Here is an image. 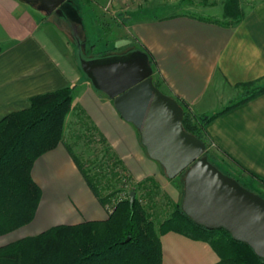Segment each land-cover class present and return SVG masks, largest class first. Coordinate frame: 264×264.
Returning a JSON list of instances; mask_svg holds the SVG:
<instances>
[{
    "label": "crops",
    "instance_id": "obj_1",
    "mask_svg": "<svg viewBox=\"0 0 264 264\" xmlns=\"http://www.w3.org/2000/svg\"><path fill=\"white\" fill-rule=\"evenodd\" d=\"M250 1L240 6L244 16L234 26L187 12L128 22L133 38L155 61L162 92L179 97L197 115H211L231 103L230 95L239 84L264 79V0ZM159 4L163 1L155 3V10L163 8ZM195 5L199 12L212 8L211 4ZM39 13L22 0H0V120L29 107L33 96L75 85L65 125L74 117L84 133L95 131L133 181L154 177L173 197L136 128L83 76L79 60L70 55L68 40L64 37L65 42L59 43L47 31L46 25L51 24L63 33L58 24ZM205 133L216 152L243 170L241 179L249 188L264 190V92L213 118ZM64 136L62 143L32 165L31 178L41 197L33 220L21 227L23 234L15 240L55 225L108 216L83 179ZM159 240L162 264H215L218 260L203 241L175 232H166Z\"/></svg>",
    "mask_w": 264,
    "mask_h": 264
},
{
    "label": "trees",
    "instance_id": "obj_2",
    "mask_svg": "<svg viewBox=\"0 0 264 264\" xmlns=\"http://www.w3.org/2000/svg\"><path fill=\"white\" fill-rule=\"evenodd\" d=\"M223 16L222 23L226 26H234L241 21L244 14L237 0H224ZM135 54L147 61L152 69L153 85L162 92L163 81L156 71L152 55L142 47ZM77 57V60L81 58ZM108 57L107 60L94 59L97 62L125 59ZM82 74L97 90L93 80ZM260 80L263 79L239 84L237 88L244 91V96L211 115H195L185 101L163 93L181 106L183 129L203 141L207 160L223 174L264 198V190L249 188L242 181L245 175L236 163L222 153L217 155L210 151L211 143L205 133L206 124L213 118L263 93L264 85H257ZM74 89L75 85H69L33 96L29 107L0 120V237L33 220L41 191L31 178V168L40 155L62 143L65 117L72 107ZM88 133L92 137L90 129ZM95 141L103 147L104 157L92 171L74 153L73 158L83 179L108 211L107 218L74 225H55L36 235L6 243L0 246V264H162L159 237L166 232L207 243L217 255L215 264H264V259L257 256L248 244L234 240L223 229L208 230L195 224L178 204H172L168 216L156 223L152 219V209L138 195L142 190L147 200L153 201L158 194L154 177L130 183L133 180L120 161L98 137ZM131 191L135 196L130 202ZM122 194L127 196L122 198Z\"/></svg>",
    "mask_w": 264,
    "mask_h": 264
},
{
    "label": "water",
    "instance_id": "obj_3",
    "mask_svg": "<svg viewBox=\"0 0 264 264\" xmlns=\"http://www.w3.org/2000/svg\"><path fill=\"white\" fill-rule=\"evenodd\" d=\"M22 1L39 2L46 14L61 13L64 2ZM79 66L112 100L120 117L136 128L147 156L160 165L165 177L183 175L181 210L199 226L223 229L264 259V198L207 160L203 141L183 129L181 106L153 85L147 61L141 56L102 63L79 58ZM134 196L131 191L130 202Z\"/></svg>",
    "mask_w": 264,
    "mask_h": 264
},
{
    "label": "rangeland",
    "instance_id": "obj_4",
    "mask_svg": "<svg viewBox=\"0 0 264 264\" xmlns=\"http://www.w3.org/2000/svg\"><path fill=\"white\" fill-rule=\"evenodd\" d=\"M65 1L66 2L60 6L61 13H53L49 15L50 21L58 24V27L63 31V33L51 24H47L46 29L57 42H65V38L68 40L70 55L74 54L76 56V60L78 58L77 55L83 59H93L95 62L98 61L96 59L107 60L110 55L111 57L120 56L121 58H125L121 60H127L135 57L136 51L139 49L141 50V47L137 40L134 39L133 35L129 32L130 23L128 22H135L153 16L170 15L176 12H187L186 14L191 16H204L221 21L224 19V0ZM159 1H163V4H159L163 8L161 10H155V3ZM237 1L239 8L240 6L242 7L243 4L251 3L250 0ZM194 3L211 4L209 5V7L212 6L211 11L199 12V10L197 11L196 9L197 5ZM187 4H189V6H187ZM159 5L157 6L158 8H160ZM70 7L71 13H69ZM39 12L40 16L44 15L41 11ZM257 85H264V79L260 80ZM230 96V102L232 103L242 98L244 96V91L237 88L236 90H233ZM81 124L82 123H80V121L76 122V119L71 117L66 125L64 122L63 136L65 135L64 137L71 146L75 157H77L79 161H81L86 167H89L92 171L98 166V163L100 164L104 157L103 147L95 141L98 137L95 131H90L92 136L90 137L88 133L89 131L84 133V128ZM210 151L217 155L219 154L213 149V147L210 148ZM157 165L161 176L160 178L162 179V182L165 183V186L172 192L173 197L169 196L164 187H161L158 183V194L153 197V201L151 202L147 200L146 195H144V191H138V195L142 197L143 201L145 203L147 202V206L152 209V219L156 223L162 221L168 216L172 210V204L180 205L183 194V175H178L174 179H167L160 165L158 163ZM130 183L135 184V181ZM126 196L127 195H125V197ZM121 197L125 198L124 194H122ZM23 231L24 228H20L7 235L1 236L0 246L14 241L16 238L21 236V234H23Z\"/></svg>",
    "mask_w": 264,
    "mask_h": 264
},
{
    "label": "flooded vegetation",
    "instance_id": "obj_5",
    "mask_svg": "<svg viewBox=\"0 0 264 264\" xmlns=\"http://www.w3.org/2000/svg\"><path fill=\"white\" fill-rule=\"evenodd\" d=\"M65 1V0H64ZM29 5H31L33 8H35L37 11H41L42 13H44V14H46L45 13V11H43L41 8H40V3L39 2H35V3H31V4H29ZM62 5V4H61ZM60 5V6H61ZM59 6V7H60ZM54 12H52V13H50V14H53ZM50 14H48V15H50ZM56 14V13H55ZM78 43V42H77ZM79 44V43H78Z\"/></svg>",
    "mask_w": 264,
    "mask_h": 264
},
{
    "label": "built area",
    "instance_id": "obj_6",
    "mask_svg": "<svg viewBox=\"0 0 264 264\" xmlns=\"http://www.w3.org/2000/svg\"><path fill=\"white\" fill-rule=\"evenodd\" d=\"M110 1H114V0H110Z\"/></svg>",
    "mask_w": 264,
    "mask_h": 264
}]
</instances>
